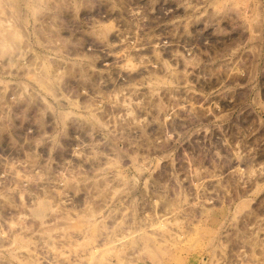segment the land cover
Returning a JSON list of instances; mask_svg holds the SVG:
<instances>
[{"label":"rangeland","instance_id":"rangeland-1","mask_svg":"<svg viewBox=\"0 0 264 264\" xmlns=\"http://www.w3.org/2000/svg\"><path fill=\"white\" fill-rule=\"evenodd\" d=\"M0 264H264V0H0Z\"/></svg>","mask_w":264,"mask_h":264}]
</instances>
